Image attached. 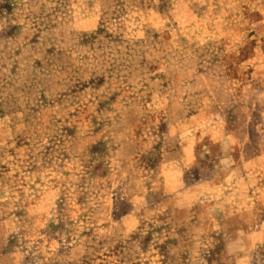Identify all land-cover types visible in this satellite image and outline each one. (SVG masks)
<instances>
[{
  "label": "rangeland",
  "instance_id": "obj_1",
  "mask_svg": "<svg viewBox=\"0 0 264 264\" xmlns=\"http://www.w3.org/2000/svg\"><path fill=\"white\" fill-rule=\"evenodd\" d=\"M0 264H264V0H0Z\"/></svg>",
  "mask_w": 264,
  "mask_h": 264
},
{
  "label": "crops",
  "instance_id": "obj_2",
  "mask_svg": "<svg viewBox=\"0 0 264 264\" xmlns=\"http://www.w3.org/2000/svg\"><path fill=\"white\" fill-rule=\"evenodd\" d=\"M181 132V131H178V133ZM186 149V148H185Z\"/></svg>",
  "mask_w": 264,
  "mask_h": 264
}]
</instances>
